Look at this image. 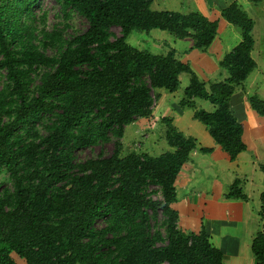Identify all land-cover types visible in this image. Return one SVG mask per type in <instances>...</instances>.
Listing matches in <instances>:
<instances>
[{"label": "trees", "instance_id": "trees-1", "mask_svg": "<svg viewBox=\"0 0 264 264\" xmlns=\"http://www.w3.org/2000/svg\"><path fill=\"white\" fill-rule=\"evenodd\" d=\"M35 1L0 0V168L10 182L0 195V264H16L11 254L24 264H222L221 252L204 229L180 230L172 208L174 180L189 153L208 154L210 149L198 147L168 117L159 125L169 150L157 156H122L120 139L125 126L150 116L155 90L178 91V76L185 73L188 85L179 107L192 110L193 120L230 161L246 151L229 99L236 87L244 89L255 68L253 21L235 2L220 10L240 41L218 62L226 77L204 83L167 45L163 54H152L127 39L132 32L158 29L204 53L216 34V21L196 12L152 10V0H54L62 11L83 17L87 26L67 40L54 34L61 48L47 57L35 46L16 49L14 42L24 38L20 33L28 27L21 16L30 18ZM113 27L118 36L110 35ZM34 65L43 67L37 84L31 78ZM195 98L209 102L214 111L197 109ZM246 101L264 118V100L246 95ZM111 139L109 155L75 160V151ZM257 166L263 176L256 213L260 229L250 251L255 264H264V166ZM153 192L160 198L153 199ZM222 198L248 202L239 175ZM158 216L163 232L150 224L159 222ZM98 220L103 224L96 227Z\"/></svg>", "mask_w": 264, "mask_h": 264}, {"label": "crops", "instance_id": "crops-1", "mask_svg": "<svg viewBox=\"0 0 264 264\" xmlns=\"http://www.w3.org/2000/svg\"><path fill=\"white\" fill-rule=\"evenodd\" d=\"M232 2L238 4L253 21L250 56L255 68L246 77L244 89L236 87L229 99L230 113L242 127L241 140L246 151L230 161L205 127L193 120L192 110L179 107L181 92L188 85L185 73L178 76V91L155 90L158 98L154 100L150 116L136 119L129 126L136 128L137 132L155 127L162 136L159 120L168 117L172 125L185 136L193 138L198 147L210 149L208 154L190 152L189 160L175 177L176 201L172 208L178 215L177 227L194 233L203 228L210 244L221 252L222 264H255L250 241L260 229L256 213L260 208L263 176L257 164L264 166V118L250 108L246 95L264 100V1L250 6L248 0H152V10L182 14L196 12L216 21V34L204 53L189 49V41L175 40L165 31L152 29L143 34L149 37L147 48L154 49V53L173 49L176 59L187 64L202 82L221 81L226 74L218 67V62L240 41L238 30L220 16V10ZM252 7L254 13L249 16ZM135 48L142 50V47ZM193 102L197 109L208 113L214 111V106L207 101L195 98ZM236 174L243 181V192L248 202L222 198L224 189L233 182Z\"/></svg>", "mask_w": 264, "mask_h": 264}, {"label": "rangeland", "instance_id": "rangeland-1", "mask_svg": "<svg viewBox=\"0 0 264 264\" xmlns=\"http://www.w3.org/2000/svg\"><path fill=\"white\" fill-rule=\"evenodd\" d=\"M250 6L254 4L250 1L247 2ZM252 13H248L252 16L254 13L253 7L250 8ZM31 16L26 19L25 14L21 16V24L28 27L26 32H21V35H25L20 43H18V37L14 38V42L17 44L16 49H21L23 46H35L37 52L42 53L47 57L56 56L60 50V45L56 42L57 36L61 39L67 40L74 34L81 33L85 30L87 23L83 17L78 15L76 12L71 10L62 11L60 6L54 0H36L35 3L30 7ZM27 33H29L27 35ZM45 33V35H44ZM55 34V35H54ZM111 36H118L119 29L113 27L110 29ZM43 36V37H42ZM45 36V37H44ZM49 41V43H47ZM128 44L133 47H142V50H147L152 54H163L154 53L152 48H147L146 43H149V37L143 32H132L127 39ZM43 44V45H42ZM224 56V55H223ZM34 73L31 75L33 84L38 83V75L42 72L43 67L41 65L33 66ZM3 70H0V86L3 83ZM37 129L40 130L39 124L36 125ZM184 135V134H183ZM99 144L92 147H87L75 151L74 158L76 161H83L86 159L96 158L99 155L107 156L111 153L112 142ZM122 148L121 155L124 156L130 152L145 153L150 156H157L164 151L169 150L160 132L157 128L145 129L143 132H137L136 128L132 129V126L125 127L124 134L120 139ZM10 182L7 177V173L0 168V195L4 190L9 189ZM149 191H157V188L151 187ZM153 199H159V193H152ZM159 222L153 220L150 221L153 229H158L163 232L162 226H160V216H158ZM102 220L96 222V227L101 226ZM11 257L16 264H24V261L19 259L16 255L11 254Z\"/></svg>", "mask_w": 264, "mask_h": 264}]
</instances>
